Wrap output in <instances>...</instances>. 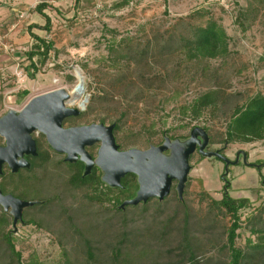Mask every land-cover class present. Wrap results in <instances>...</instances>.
<instances>
[{
    "label": "rangeland",
    "instance_id": "obj_1",
    "mask_svg": "<svg viewBox=\"0 0 264 264\" xmlns=\"http://www.w3.org/2000/svg\"><path fill=\"white\" fill-rule=\"evenodd\" d=\"M51 3L43 15L32 11L41 16V26L31 24V14L23 11L12 32L0 27V118L9 111L19 113L33 98L57 89L71 95L78 73L85 86L78 101L87 99V104L79 116L64 121L65 128L118 125L116 143L126 151L148 150L166 139L183 145L192 129L200 127L209 136L207 152L218 149L231 160L237 151L244 152L248 163L260 165L262 172L247 167L241 159L238 167L224 175V161L194 154L181 198L173 189L162 201L153 198L121 209L115 200L124 201L129 193L106 183L98 189L73 188L69 184L71 164L49 147L43 134L34 133L42 155L32 160L34 165L39 160L33 172L21 169L10 177L11 170L5 165L0 175V184L5 183L7 190L13 189L9 178L25 190V196L15 198L32 195V199L37 197L32 202L49 201L41 210H23L22 217L27 214L41 227L22 221L14 226L10 211L0 207V213L8 215L6 231L13 234L22 264H64L67 258L73 264H105L120 246L124 255L136 258V264H188L192 253L198 264H228L225 246L231 218L216 204L226 195L251 199L239 212L243 226L236 246L247 251L249 239L258 243L247 220L264 219V140L242 144L228 139L226 133L236 107L264 97V0ZM45 15L51 21L50 31L44 30ZM210 20L228 37L225 55L189 59L185 39ZM34 24L40 28L30 30ZM39 34L54 44L44 65L40 57L26 58L35 44L32 36ZM30 63L39 69L34 78L28 74ZM206 94L212 103L195 112L194 101ZM78 101L71 95L67 107L79 108ZM4 143L0 137V146ZM99 147L98 143L89 148L94 158ZM46 156L48 160L41 162ZM97 174L103 181L105 173L99 169ZM26 177L33 183H27ZM88 245L98 257L95 262H88ZM5 252L0 264L10 262Z\"/></svg>",
    "mask_w": 264,
    "mask_h": 264
},
{
    "label": "water",
    "instance_id": "obj_2",
    "mask_svg": "<svg viewBox=\"0 0 264 264\" xmlns=\"http://www.w3.org/2000/svg\"><path fill=\"white\" fill-rule=\"evenodd\" d=\"M82 81L83 78L76 87L81 92L85 91ZM70 98V93L65 89H57L33 98L19 113L9 111L0 118V137L5 141L4 146H0V175L3 174L5 165L12 173L31 168L26 156L38 155L33 138V134L37 132L46 137L48 145L55 152L66 156V162L75 163L80 160L84 163V176L89 175L93 167L97 166L105 173L104 183L112 188H120L126 175H136L139 184L137 196L125 201L121 209L128 205L146 203L153 198L164 200L169 195L174 180L178 182L177 191L181 198L191 171L190 158L197 150L203 156L221 159L227 167L239 163L238 158L231 162L219 151L207 152L209 136L200 127L192 129L190 138L183 145L166 139L163 145L148 150L133 148L121 151L116 143L114 124L63 128L66 119L77 117L84 111L80 107H67ZM98 143L100 147L94 161L87 148ZM166 152L170 154L167 156ZM241 154L247 164L246 153ZM227 173L228 169L225 171ZM35 204L37 202L23 201L0 191V207L4 211H10L14 226L22 221L23 210Z\"/></svg>",
    "mask_w": 264,
    "mask_h": 264
},
{
    "label": "trees",
    "instance_id": "obj_3",
    "mask_svg": "<svg viewBox=\"0 0 264 264\" xmlns=\"http://www.w3.org/2000/svg\"><path fill=\"white\" fill-rule=\"evenodd\" d=\"M76 5L80 3V0H74ZM49 8L47 3H41L36 8L35 11L39 12L40 14H44L43 10ZM46 18V25L44 30L50 31L51 21L48 15H45ZM34 28H40L38 25H31L29 29L32 30ZM191 35L185 39V51L187 52L189 59H212L218 56L225 55L227 51V42L228 37L223 29L216 25L212 20L207 22V25L196 27L194 30L191 31ZM35 39V44L32 46L31 51L27 53L26 58L28 61H32L35 57H40L39 63L44 65L46 60L49 57V53L53 50L54 44L46 39L40 38L38 36H32ZM33 70L31 73L30 70ZM39 71L37 68V64L30 63V69L28 70V74L30 77L34 78L35 74ZM23 94H28V92H24ZM209 95V97H208ZM210 94H206L204 97H200L196 99L193 103V109L195 112H200L204 106H208L211 104ZM198 116V113H195ZM194 128V127H193ZM119 129L118 125H115L114 132ZM227 137L228 139L232 140H239L242 143H251L255 141L264 140V97L257 96L250 99L244 106L236 107L234 113L231 117V121L228 124L227 130ZM40 144L37 141V152L38 155L36 158L30 156L27 160L31 163V168L28 169L29 174L33 172V169L37 166L38 161L33 164L34 159H38L39 156L42 155V152L39 151ZM121 150V148H120ZM44 154V153H43ZM41 162L45 163L48 160V157H44V159H40ZM73 167V171L71 174V178L69 180V184L73 188H92L98 189L103 184H105L101 176L97 174L99 171L98 168H95L91 175L84 176L83 172L85 171V164L84 163H77L75 165H71ZM264 166V165H263ZM6 167V166H5ZM4 168V167H3ZM26 170V169H23ZM22 170H19L21 172ZM10 174L12 175L16 174ZM29 176V175H28ZM6 177V174L4 175ZM30 177V176H29ZM27 179V183H33L30 179ZM13 183V189L7 190L5 183L0 184V191L5 194H12L13 196L24 195L25 190L23 188L15 187L16 180L9 178ZM10 182V183H11ZM138 181L137 176L134 174L126 175L121 181V187L115 188L119 192L125 194L129 193V196L125 194V200H132L137 195L138 190ZM21 190L17 192V190ZM17 192V193H16ZM24 193V194H23ZM25 196V195H24ZM36 199H32V195H26V197H22L21 199L24 201L32 202ZM124 201L120 198H116L115 206H121ZM41 203H37L30 207V209L39 208V210L43 209L48 204L49 201L41 200ZM41 204V205H40ZM218 204L221 208H224L226 212L230 215L231 224L227 229V244L225 248L229 251V262L228 264H264V219H260V217H254L255 219H248L247 226L249 225V230L251 235H255L258 238V243L254 244L251 239L248 240V249L243 250L236 246V240L239 237L238 231L242 229L243 223L241 221V215L239 212L249 205L248 199H233L226 195L220 203ZM263 212V211H262ZM261 214V212H260ZM27 214L24 213L22 217V221L24 224H34L36 226H42L40 223H37L34 218H27ZM29 219V221H26ZM10 221L8 219V215L4 212L0 213V255L6 253L7 251L8 258L10 262L8 264H22V255L20 252L16 250L14 245V238L13 234L10 231H6V227L9 226ZM186 244V242H185ZM189 251L190 248H189ZM190 253V252H189ZM139 255H143L141 251L138 253ZM88 255V262H95L97 261L98 257L94 254L93 249L90 245H88L87 250ZM64 256L67 257L66 254ZM188 264H196L199 263L197 260V256L192 253L188 258ZM105 264H136V258L134 256H130V254L123 253V250L120 247L114 248L112 250V256L104 262ZM64 264H73L70 259H66ZM139 264V263H138Z\"/></svg>",
    "mask_w": 264,
    "mask_h": 264
},
{
    "label": "crops",
    "instance_id": "obj_4",
    "mask_svg": "<svg viewBox=\"0 0 264 264\" xmlns=\"http://www.w3.org/2000/svg\"><path fill=\"white\" fill-rule=\"evenodd\" d=\"M51 1L55 5V1L56 0H0V27L2 26L3 29L6 28L10 32H12L13 31L12 30L13 27H15V29H16L15 24H17V22H18L17 18L19 17L20 13H23V11L26 12V14H28V15L31 14L29 16V19H31L30 20L31 24L37 22L41 26V24L43 22L42 19H41V16L36 15L35 14L36 12L33 13L32 11L35 9V7L38 4L47 3L49 5V4H52ZM60 1H62V0H60ZM5 2H9L10 5L5 6V4H4ZM11 27H12V29H11ZM14 34L12 33L11 36L14 35ZM38 36L41 37V38H46V37H44V35H40L39 34ZM253 143H255V142L244 143V144H249L250 145V144H253ZM242 157H243V155H242ZM247 158H248V155H247ZM244 164L247 167H250V168L252 167V168L258 169V172H260V171L262 172V168H261L260 165L258 166V164L248 163V160H247V164L245 162H244ZM238 198L248 199V200L251 201V199H249V197L246 196V195H243V196L238 197Z\"/></svg>",
    "mask_w": 264,
    "mask_h": 264
},
{
    "label": "flooded vegetation",
    "instance_id": "obj_5",
    "mask_svg": "<svg viewBox=\"0 0 264 264\" xmlns=\"http://www.w3.org/2000/svg\"><path fill=\"white\" fill-rule=\"evenodd\" d=\"M74 127H79V126H72V127H67V128H74ZM63 128H65L64 127V122H63ZM67 128H65V129H67ZM203 141V140H202ZM36 143H37V141H36ZM5 144V143H4ZM4 146V145H3ZM50 147V146H49ZM159 147V146H158ZM51 148V147H50ZM52 149V148H51ZM133 149V148H132ZM207 149V148H206ZM53 150V149H52ZM54 151V150H53ZM87 151L89 152V148H87ZM215 151H219L218 149L217 150H215ZM55 152V151H54ZM214 152V151H213ZM220 152V151H219ZM56 154H58V155H62V154H59V153H57V152H55ZM221 153V152H220ZM90 154V153H89ZM165 154H167V156H168V154H170V152H166ZM194 154H199V152H198V150L194 153ZM193 154V155H194ZM91 155V154H90ZM224 155V154H223ZM224 156H226V155H224ZM242 156V154H241V151H237L236 152V154H235V157H234V159H229L231 162H235L236 160H237V158H238V160H239V163H240V161H241V159H243V157H241ZM28 157H30V156H26V159L28 158ZM91 157H92V159L95 161L96 160V158H94L92 155H91ZM64 161H66V156L64 155ZM79 162H81L80 160H78V161H76L75 163H69V164H71V165H75V164H77V163H79ZM223 162V161H222ZM68 163V162H67ZM82 163V162H81ZM239 163L237 164V165H239ZM237 165H233V164H230L228 167L227 166H225L224 165V175H225V170L226 169H228V171H230V169L231 168H233V167H238ZM95 168H98L97 166H94L93 167V169L91 170V172H90V174L89 175H91L92 173H93V171L95 170ZM75 169V168H74ZM74 169H72V170H74ZM99 169V168H98ZM85 171H86V167H85V169H84ZM85 171L83 172V175L85 174ZM88 175V176H89ZM224 181H225V178H222ZM222 180V181H223ZM137 181H138V179H137ZM177 186H178V182L177 181H173L172 182V186H171V190H170V192L173 190V189H177ZM138 189H139V186H138ZM138 192V191H137ZM5 195H8V194H5ZM12 195V194H11ZM137 196V195H136ZM15 197V196H14ZM155 199V198H154ZM150 200V199H149ZM148 200V201H149ZM24 201V200H23ZM147 201V202H148ZM40 203V202H39ZM43 202H41V204H42ZM40 204V205H41ZM23 222V221H22ZM22 224H24V223H22Z\"/></svg>",
    "mask_w": 264,
    "mask_h": 264
},
{
    "label": "bare ground",
    "instance_id": "obj_6",
    "mask_svg": "<svg viewBox=\"0 0 264 264\" xmlns=\"http://www.w3.org/2000/svg\"><path fill=\"white\" fill-rule=\"evenodd\" d=\"M77 79H78V83H77V85H78V84L80 83L81 79H82V76L79 75L78 73H77ZM82 82H83V81H82ZM77 85L75 86V88H74L73 91L71 92V95H72V97H73L74 99H77V101H78L79 98L83 97V95H84V91L81 92V90H77V89H76ZM78 102H79V101H78ZM70 103L73 104V100H72ZM79 103H80V102H79ZM85 104H87V99L84 100V101H82V102L80 103V108H82V109L84 110Z\"/></svg>",
    "mask_w": 264,
    "mask_h": 264
},
{
    "label": "built area",
    "instance_id": "obj_7",
    "mask_svg": "<svg viewBox=\"0 0 264 264\" xmlns=\"http://www.w3.org/2000/svg\"><path fill=\"white\" fill-rule=\"evenodd\" d=\"M16 26V25H15ZM0 41H1V39H0ZM1 42H3V39H2V41Z\"/></svg>",
    "mask_w": 264,
    "mask_h": 264
}]
</instances>
